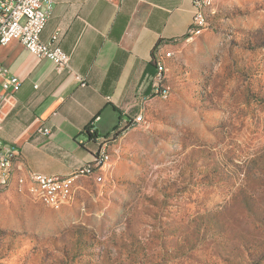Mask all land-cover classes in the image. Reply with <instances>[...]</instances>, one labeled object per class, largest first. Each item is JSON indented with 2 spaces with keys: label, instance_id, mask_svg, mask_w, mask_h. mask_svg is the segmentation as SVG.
Returning <instances> with one entry per match:
<instances>
[{
  "label": "rangeland",
  "instance_id": "1",
  "mask_svg": "<svg viewBox=\"0 0 264 264\" xmlns=\"http://www.w3.org/2000/svg\"><path fill=\"white\" fill-rule=\"evenodd\" d=\"M204 14L70 203L0 187V264H264V0Z\"/></svg>",
  "mask_w": 264,
  "mask_h": 264
},
{
  "label": "crops",
  "instance_id": "2",
  "mask_svg": "<svg viewBox=\"0 0 264 264\" xmlns=\"http://www.w3.org/2000/svg\"><path fill=\"white\" fill-rule=\"evenodd\" d=\"M51 1L41 37L59 31L69 68L57 71L17 40L0 46V63L20 80L0 98V140L18 149L11 182L19 188L28 187L35 171L69 176L91 162L97 144L84 134L90 122L107 137L143 114L154 98L156 43L163 45L157 55L170 50L185 38L192 17L190 0ZM43 127L50 132H40Z\"/></svg>",
  "mask_w": 264,
  "mask_h": 264
},
{
  "label": "built area",
  "instance_id": "3",
  "mask_svg": "<svg viewBox=\"0 0 264 264\" xmlns=\"http://www.w3.org/2000/svg\"><path fill=\"white\" fill-rule=\"evenodd\" d=\"M202 1L190 0L192 17L185 36L198 34V29L207 25V22H204L198 15V5ZM51 9V0H0V46L6 45L11 40H17L36 57L50 59L57 71L69 68L70 55L58 44L59 31L55 30L46 40L41 37L42 31L50 17ZM154 49H157V46ZM163 78L155 65L152 93H159V91L167 89L162 82ZM85 84V81L80 79L79 85L84 86ZM19 87L20 80L18 77L11 73L8 67L0 63V98L6 93H14ZM141 117L138 114L135 116V120L139 121ZM96 120L97 118L92 121ZM39 130L45 134L50 132L48 127H43ZM88 133L90 135L97 133L96 128H91V122L88 124ZM90 141L97 144L94 159L81 167L83 171L89 173V176L94 175V179H96L97 162H105V156L110 155L108 151H104V143H107V137L97 134V137ZM10 150L18 149L0 140V182L3 180L2 162L6 153ZM60 182L61 175H49L35 171V188H52L55 196L60 193ZM20 184H22L21 178Z\"/></svg>",
  "mask_w": 264,
  "mask_h": 264
},
{
  "label": "bare ground",
  "instance_id": "4",
  "mask_svg": "<svg viewBox=\"0 0 264 264\" xmlns=\"http://www.w3.org/2000/svg\"><path fill=\"white\" fill-rule=\"evenodd\" d=\"M211 1L212 0H203L198 5V15L203 19L204 22H206L204 10L211 3ZM202 28L203 27H200V29H198V34L201 32ZM157 70L161 73L162 71L161 64L157 65ZM91 128H93L92 125ZM104 151H106L105 147H104ZM16 155H17V150H10L9 152L6 153L4 157V161L2 162L3 180L2 182H0V187H7L8 185H10L12 179V165L16 158ZM106 158L107 156H105V159ZM82 174H87V172L83 171V168H80L69 176H61V182L59 183L60 193L55 196L52 188L34 187L35 173H32L31 175L32 178L29 182L27 189L56 205L68 204L73 200L74 197L73 180L76 176Z\"/></svg>",
  "mask_w": 264,
  "mask_h": 264
},
{
  "label": "trees",
  "instance_id": "5",
  "mask_svg": "<svg viewBox=\"0 0 264 264\" xmlns=\"http://www.w3.org/2000/svg\"><path fill=\"white\" fill-rule=\"evenodd\" d=\"M161 43H162V40H159L156 43L157 49L160 46L159 44H161ZM157 49H154V51H153V53L151 55V57H152V63L153 64L155 63L156 67H157L158 64H161V59H160L159 55H157V53H156V50ZM161 75H163L162 71H161ZM84 134H85L87 140H89V141L92 140L93 138L97 137V133L92 134V135H90V133H88V126L85 128Z\"/></svg>",
  "mask_w": 264,
  "mask_h": 264
}]
</instances>
